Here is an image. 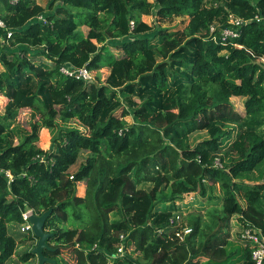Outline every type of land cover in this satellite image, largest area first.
Instances as JSON below:
<instances>
[{"label":"trees","instance_id":"trees-1","mask_svg":"<svg viewBox=\"0 0 264 264\" xmlns=\"http://www.w3.org/2000/svg\"><path fill=\"white\" fill-rule=\"evenodd\" d=\"M47 1L43 8L0 0V18L12 30L0 45V96L7 99L0 114V264L17 245L8 225L25 224L22 215L32 209L52 210L44 229L53 250L43 254L55 264H136L129 248L147 264H253L240 232L243 249L229 253L227 245L233 217L240 230L264 237V182L257 191L246 182L264 171V22L255 20L264 19V0ZM230 15L247 23L237 38L222 41L219 31L233 28ZM142 16L188 22L169 31ZM64 65L109 73L103 84H86L63 76ZM231 98L243 99V113ZM21 109L34 119L24 130L15 124ZM44 128L53 134L48 150L37 146ZM195 132L207 138L191 146ZM215 184L221 197L213 195ZM237 190L246 193L245 207ZM180 192L215 201L182 216L191 229L183 241L169 224ZM69 250L72 259L64 256ZM34 258L31 251L18 256L22 264Z\"/></svg>","mask_w":264,"mask_h":264},{"label":"rangeland","instance_id":"rangeland-1","mask_svg":"<svg viewBox=\"0 0 264 264\" xmlns=\"http://www.w3.org/2000/svg\"><path fill=\"white\" fill-rule=\"evenodd\" d=\"M149 1H153V0H149ZM34 2L42 6L43 8H46L48 6L47 0H34ZM45 14H48V13L45 12ZM141 20L152 26H158L163 29H168L169 31H181L184 29V27L187 25V22H188L187 17H173L165 21H161V20H157L154 16H142ZM82 32L86 33L87 28L83 27ZM110 43L116 44L117 41H111ZM109 51L112 55L116 57L122 55L120 51L112 47L109 48ZM0 69H2V67H0ZM108 73H109L108 68L104 67V68H101L97 72L95 71L92 72L91 75L94 79V82L103 84ZM231 102L238 112L243 113V99L242 98H231ZM6 103H7V99L3 98V96H0V111H1L0 114L4 112ZM17 113L18 115L15 120L16 127L22 130L28 129L30 123L34 121V119L31 117L30 110L21 109V110H18ZM133 121L134 120L131 117L126 118L127 124H132ZM57 122L62 126L78 128L84 131V128L82 129V127L79 126V124L74 121H70L66 123V122H62L58 118ZM230 128H233V129L236 128L239 130L241 129V127H239L238 125H232V124H230L227 129H230ZM231 132H233L234 137H236L235 131H231ZM52 138H53V134L51 130L45 129V128L42 129L39 132V140L37 142V146L43 150L50 149L52 145ZM205 138H207V135L204 132H195L192 135H190L189 143L191 146H194L197 142ZM225 144L226 145H224L223 149H221V153H220L221 156H226V154L229 151V146L231 143L230 141H228ZM86 157H87V153H82L80 160L77 162L75 166L72 167V171L75 170L80 165V162H82ZM249 177H250V181H246L247 184L252 186L251 188H254V190L257 191L258 190L257 186L263 184L264 182V171H261V172L256 171L250 174ZM84 191H85L84 183L77 184V188H76L77 196L82 197L84 195ZM260 194L264 195V189L260 191ZM177 195L178 197L175 200V212L173 213L176 215H179V217L184 216L185 214L193 210L206 212L207 208L214 206L215 204L214 200L210 203L202 201V198L198 195L197 192H194V193L193 192L192 193L180 192ZM213 195L214 196L217 195L218 197H221L219 189L216 184L214 185ZM245 195L246 193L244 191H238V190L236 191L237 199L243 207H245L247 204ZM32 211L34 213L33 209ZM110 216L111 218H113V214H111ZM239 225H240L239 218L233 217L232 223H231V230H230V240L227 245V251H229V253H233V252H236L237 250L243 249V244L241 243V240L238 237L239 232H240ZM21 228H22V225H16V224L8 225V232L10 235H12L15 238L17 245L15 248V253L10 258V260L7 262V264H22L18 260V256L28 251L32 252V250L36 246V243H37L36 238L35 240L27 239L29 237V233L27 231L23 232ZM128 252L131 253L130 257L135 261L136 264H147L148 263V261L143 258L141 253L134 251L131 248L128 249ZM64 256L66 257V259L68 258L72 259L71 251L70 250L66 251L64 253ZM37 263H38V258L37 256H35V258L30 260V262H28L27 264H37Z\"/></svg>","mask_w":264,"mask_h":264},{"label":"built area","instance_id":"built-area-1","mask_svg":"<svg viewBox=\"0 0 264 264\" xmlns=\"http://www.w3.org/2000/svg\"><path fill=\"white\" fill-rule=\"evenodd\" d=\"M21 0H10V3L15 4ZM38 19H42L41 17ZM256 21L264 22L262 18H255ZM247 23V21H243L240 18L229 16V24L233 26V28H225L220 30V37L222 41H225L229 38H237L238 37V29L242 24ZM215 31V27L211 26L210 32L213 33ZM12 35V30L6 28L5 22L0 18V45L7 46ZM60 73L67 78L74 79L76 81H82L86 84L93 81L92 71H89L86 67L74 68L69 65H64L60 68ZM218 165V164H217ZM1 172V170H0ZM7 177H9V173H5ZM32 215V210H27L23 213V219L25 224L22 225L21 230L23 232L30 230V225L28 223L27 218ZM169 224L173 228H179L175 235L179 239V241H183L184 238L191 232V229L186 225V223L182 220V216L175 215L174 217L169 219ZM240 238L246 243L249 244V248L251 249V260L253 264H264V237L260 233L259 230L247 227L245 229L240 230ZM120 239H123L122 236ZM117 253L120 255L124 254L123 246H119Z\"/></svg>","mask_w":264,"mask_h":264},{"label":"water","instance_id":"water-1","mask_svg":"<svg viewBox=\"0 0 264 264\" xmlns=\"http://www.w3.org/2000/svg\"><path fill=\"white\" fill-rule=\"evenodd\" d=\"M51 213L52 210H47L43 212L41 215H30L27 218L28 223L30 225V231L37 240L36 246L32 250V253L38 258L37 264H45V263L55 264L54 260H50L43 254L44 250H53L47 244V240L53 234L46 232L44 229V224Z\"/></svg>","mask_w":264,"mask_h":264},{"label":"crops","instance_id":"crops-1","mask_svg":"<svg viewBox=\"0 0 264 264\" xmlns=\"http://www.w3.org/2000/svg\"><path fill=\"white\" fill-rule=\"evenodd\" d=\"M4 98V97H3ZM4 103V102H3ZM1 112V111H0Z\"/></svg>","mask_w":264,"mask_h":264}]
</instances>
